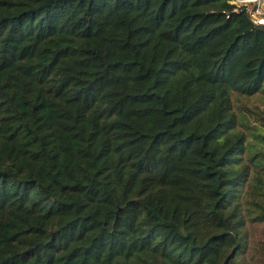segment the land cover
<instances>
[{
	"label": "trees",
	"instance_id": "1",
	"mask_svg": "<svg viewBox=\"0 0 264 264\" xmlns=\"http://www.w3.org/2000/svg\"><path fill=\"white\" fill-rule=\"evenodd\" d=\"M258 93L237 0H0V264H264Z\"/></svg>",
	"mask_w": 264,
	"mask_h": 264
},
{
	"label": "rangeland",
	"instance_id": "2",
	"mask_svg": "<svg viewBox=\"0 0 264 264\" xmlns=\"http://www.w3.org/2000/svg\"><path fill=\"white\" fill-rule=\"evenodd\" d=\"M243 105H245L248 109L251 110V114L248 115V113L245 112L248 118L246 119L245 122H243L244 124L243 126L242 124L240 125V129L248 133L247 127H254L255 124L259 123V121H261L260 123H264V93H258L257 95L252 97L250 100L245 99L243 103L236 101L237 109L242 108ZM262 128H264V126H262ZM250 140H253V139L250 138ZM261 145L264 146L263 143H261ZM253 234H255L258 241L264 243V224L261 225L259 228L255 229L253 231ZM249 251H250V248L248 250V253ZM238 259L242 260V257H239ZM249 264H253V262H250Z\"/></svg>",
	"mask_w": 264,
	"mask_h": 264
},
{
	"label": "built area",
	"instance_id": "3",
	"mask_svg": "<svg viewBox=\"0 0 264 264\" xmlns=\"http://www.w3.org/2000/svg\"><path fill=\"white\" fill-rule=\"evenodd\" d=\"M239 3L248 6L251 20L256 25H264V0H237Z\"/></svg>",
	"mask_w": 264,
	"mask_h": 264
},
{
	"label": "water",
	"instance_id": "4",
	"mask_svg": "<svg viewBox=\"0 0 264 264\" xmlns=\"http://www.w3.org/2000/svg\"><path fill=\"white\" fill-rule=\"evenodd\" d=\"M244 1H248V0H244ZM228 263V261H225V263L224 264H227Z\"/></svg>",
	"mask_w": 264,
	"mask_h": 264
}]
</instances>
